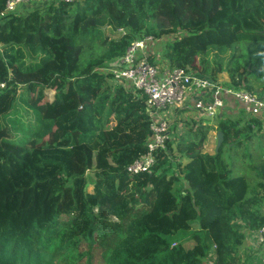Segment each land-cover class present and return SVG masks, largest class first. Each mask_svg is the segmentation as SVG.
Instances as JSON below:
<instances>
[{"label":"trees","instance_id":"16d2710c","mask_svg":"<svg viewBox=\"0 0 264 264\" xmlns=\"http://www.w3.org/2000/svg\"><path fill=\"white\" fill-rule=\"evenodd\" d=\"M144 36L151 64L212 80L226 73L232 89L253 91L244 84L252 78L264 98V0H78L6 16L0 264H91L98 242L104 264L257 260L245 242L264 224V159L252 155L262 152L264 122L176 117L151 172L127 173L150 135L146 97L100 70ZM211 131L222 132L221 145L202 153ZM184 158V168L175 163ZM190 217L186 247L172 240Z\"/></svg>","mask_w":264,"mask_h":264},{"label":"built area","instance_id":"2783aa9c","mask_svg":"<svg viewBox=\"0 0 264 264\" xmlns=\"http://www.w3.org/2000/svg\"><path fill=\"white\" fill-rule=\"evenodd\" d=\"M78 0H4L0 21L8 15H19L31 6L69 4ZM151 37L133 41L125 53L103 67L100 72L108 75L112 83L125 89L140 91L146 97V113L150 117V135L146 139L145 153L126 167L129 175L150 173L159 152H167V144L174 140L172 131L174 115L185 122L191 114L195 121L209 125L223 113L231 110L246 118L264 122V98L259 91L232 89L210 78L199 77L183 68L148 62L146 46ZM6 83L0 81V91ZM175 117V118H176ZM209 120V121H208ZM212 126L213 125H209ZM264 212V207H263ZM245 246L257 256L256 264H264V224L246 237ZM205 264H212L206 260Z\"/></svg>","mask_w":264,"mask_h":264},{"label":"rangeland","instance_id":"374dc122","mask_svg":"<svg viewBox=\"0 0 264 264\" xmlns=\"http://www.w3.org/2000/svg\"><path fill=\"white\" fill-rule=\"evenodd\" d=\"M31 7H28V9L31 8ZM28 9H26V11ZM108 34H109V37L110 38H113V39H116L118 37V35H119L118 33H114V34L113 33H108ZM156 46H157V43H156ZM156 46L154 47V49H156ZM160 65H162V64H160ZM245 69L246 70H250V71L253 70L251 68H248V65H246V63H245ZM216 80L219 83L221 82V83L224 84V82H227L228 81V76H227L226 73H221V74H218L216 76ZM248 83H250V85L254 89V91H259L258 87L254 84V81H253L252 78L245 79L244 84H248ZM129 91H132V90H129ZM53 93L54 92L52 90H50V89H46L44 91L45 97H46V99L48 101H51L52 100ZM228 112L230 114H233V112L231 110H228ZM225 114H228V113H225ZM180 115H181L182 119L185 122H189L190 123L191 120L192 121L197 120V119L194 120V118H192L194 116L191 115V114H187L185 116L183 113H181ZM175 117H176V114L174 115V119H175ZM217 121H218L217 119L216 120L214 119V120L210 121L209 125H213V127H214L217 124ZM202 125H207V122L206 123H202ZM179 132L180 131L178 130V133ZM215 134H216V131H211V132L208 133L207 139H206L205 144H204L203 149H202V153H208V154H213L214 153V151H215V145H216ZM252 155L256 156L257 158L264 159V139H262V152L258 153L256 151H253L252 152ZM175 161H176L175 163H179V162L182 163V164H180V166L182 168H184L186 166V164L189 162V160L188 159H185V158L184 159H181L180 161H178V160H175ZM195 172L198 174L197 169L195 170ZM177 190H179V187H173V191L172 192H173L174 195L176 194ZM87 191L90 192L91 191V188L88 187L87 188ZM197 198L200 199V196H197ZM182 220H181V223L180 224H182V228L185 227V230H182L183 232H181L180 234H178L176 237L173 238L172 241H174V242L185 241L188 238V235L190 234L189 232L193 228V223H195L194 222L195 221L194 220V217L186 218L183 222H182ZM188 227L191 228V229L188 230ZM100 245H101V242H98V243H96V245L92 249V252L90 254V263L91 264H104L103 254L101 252L102 246H100ZM184 245L186 247H189L191 245V241H188V240L185 241L184 242Z\"/></svg>","mask_w":264,"mask_h":264},{"label":"water","instance_id":"95a60500","mask_svg":"<svg viewBox=\"0 0 264 264\" xmlns=\"http://www.w3.org/2000/svg\"><path fill=\"white\" fill-rule=\"evenodd\" d=\"M222 139H223L222 132L216 131V134H215V140H216L215 151H217L219 146L221 145Z\"/></svg>","mask_w":264,"mask_h":264},{"label":"crops","instance_id":"0c3cea01","mask_svg":"<svg viewBox=\"0 0 264 264\" xmlns=\"http://www.w3.org/2000/svg\"><path fill=\"white\" fill-rule=\"evenodd\" d=\"M209 137V136H208ZM251 262V263H250ZM250 262H248L249 264H256V258L255 257H253V259L250 261Z\"/></svg>","mask_w":264,"mask_h":264}]
</instances>
